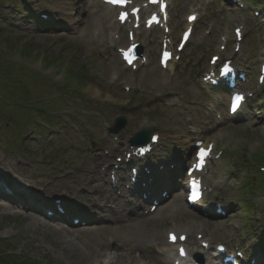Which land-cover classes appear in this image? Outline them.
Returning a JSON list of instances; mask_svg holds the SVG:
<instances>
[{"label": "rangeland", "instance_id": "rangeland-1", "mask_svg": "<svg viewBox=\"0 0 264 264\" xmlns=\"http://www.w3.org/2000/svg\"><path fill=\"white\" fill-rule=\"evenodd\" d=\"M242 1L250 6L249 11L229 13L219 7L217 0H176L171 22L175 39L184 29L187 14L197 12L200 21L182 61L176 65V72L170 74L158 65L162 34L159 30L144 32L140 37L150 58L146 67L133 72L121 63L116 49L111 48L115 15L108 14L97 0H27L26 4L25 0H0V180L18 187L15 185L18 184L15 174H18L22 181L33 184L38 193L47 191L66 197L69 188L55 189L57 180L73 173L78 165L89 166L93 158L100 155H113L109 158L114 164L121 156L116 149L123 142V135L127 141L136 129L160 128L165 134L163 149L168 151L165 159L176 162L174 158L183 161L193 145L189 131L190 125H194L206 132L207 141L215 140L218 149L223 146L228 149L222 160L213 165L212 178L209 176V181L225 180L212 198L223 201L225 207L232 209L230 217L215 225L216 228L225 226L228 232H223L213 243H230L231 240V245L243 243L234 239L240 233H247L244 225L249 218L257 217L251 220L258 230L264 225V209H259L263 196L257 195L264 194V175L259 173L258 166L252 165L264 164V125H255L258 120L218 125L216 112L225 116L226 109L217 102L216 95L203 89L199 79L208 69L210 56L217 53L215 41L221 31L232 41L234 28L245 26L246 38L240 60L242 63L248 58L250 70L262 55L264 0ZM30 8L49 13L52 22L37 26L27 23L26 9ZM254 11H259L261 16L254 17ZM40 27L44 30H38ZM209 28L212 29L210 36L205 34ZM253 75L255 79L256 75ZM126 87L130 92L125 91ZM165 96H172L178 104L166 103L162 99ZM120 114L128 123L116 134L119 138L117 136L115 141L109 129ZM186 118L191 121L186 122ZM46 126L49 132L40 140L31 139L29 135L22 140L27 134L32 137L45 135L47 131L42 127ZM256 145L259 146L257 149ZM256 150L251 163L249 158ZM233 152L238 153V162L233 158ZM256 173L261 176L256 175V181L252 178L253 182L247 185L248 176L254 177ZM75 198L66 200L79 201V212L75 215L82 216L83 211L87 212L86 208L83 211L80 208L86 203L85 194L79 191ZM52 199V196L47 197L45 205ZM250 201L254 208L252 212L257 210L253 215L247 213L252 206ZM178 204L180 209L175 218L170 217L166 207L158 218L157 215H144L148 207L141 211L146 220L140 228L146 240L155 237V231L164 237L167 226L184 223V213L188 212L183 197ZM95 211L100 209L94 208ZM14 212L0 207V238L7 241L0 250L15 252L18 263L21 258H26L30 262L25 261V264L32 261L36 264H87L74 252V247L87 235L88 242L99 248V253L116 249L117 243L109 244V239L115 240L111 238V231L108 233L95 227L85 232H73L74 236L71 232L69 238L76 244H70L46 230L50 223L44 216H38L39 224L33 222V217ZM97 217L99 219L98 215L90 216ZM205 224L209 228L208 223ZM204 235L210 237L211 233ZM104 242L106 244L102 246ZM142 250L146 253L147 263L169 264L146 247ZM132 253L137 259L138 254Z\"/></svg>", "mask_w": 264, "mask_h": 264}, {"label": "bare ground", "instance_id": "bare-ground-1", "mask_svg": "<svg viewBox=\"0 0 264 264\" xmlns=\"http://www.w3.org/2000/svg\"><path fill=\"white\" fill-rule=\"evenodd\" d=\"M124 138L125 136L123 135L122 139L125 140ZM105 163L106 159L102 155L100 158H93L90 167L81 168L78 165L73 173H71L70 175L66 174L64 179L57 180V183H55V187H57V189H60L62 187L69 188L70 193L66 197H72L74 196V194H78L79 191L83 192V194H85V201L87 203H90V205L92 206L90 208V211L94 208L100 209V211L93 212L99 216L100 221H103L105 223H102L98 227V229H104L108 233H110L111 231V238H115V240H113L112 242H115V244L117 243L115 251L99 253V248L88 242L89 235H87L85 237V240L82 239L76 245V247H74V252L77 254V257L87 264H89V262H93L94 264H117L118 262L120 264H150L146 262V254L142 249L146 247L148 250H151L152 248H156V246H164L163 249L159 250V255L164 257L165 260H171L173 258L172 255L174 253L175 247L172 245H168L164 239L165 237L163 238L162 234L159 233V231H155V237L150 236L148 240H146V238L144 237V233L140 228V225L144 219L142 218V215L137 212V209H141L144 203H141L137 195L128 193H125L123 196L124 198H126L125 202V199L117 198L114 195V192L110 190L109 185L106 181V177L107 174L113 169H111V167L109 166L102 170L100 166L101 164ZM156 163L149 166H156ZM162 163L165 162L158 161L157 167L159 168ZM4 165L5 167H7L6 164ZM181 171V176L184 177L183 168ZM116 174L121 178L122 185L126 178L124 172L119 171V173L117 172ZM160 174L161 173H159V175ZM110 176L111 174L109 173V181ZM29 185L30 187H32V195L34 196L36 188L31 183ZM37 198H39L40 201L43 200L41 196H37ZM76 203L78 202L71 201L69 203H66V206L75 205ZM132 205L135 207L131 208ZM177 208L178 205H176L175 203L171 205V214H173L172 216L176 215V212L179 210V208ZM34 209L40 210V208ZM161 212L162 209L158 211V213ZM13 214L16 213L14 212ZM33 222L40 224L41 221L35 218ZM201 224V222H198L197 220L191 218V222L185 224L184 226L175 225V229L177 231L176 233L188 234L190 236H193V230L196 231L197 228H204V230L208 232V228H206L204 224ZM43 225L46 226V224ZM46 230H49L58 238L63 239L62 242L76 244L75 241L69 238V236H72V234L64 230L63 228L47 225ZM124 230V233H120V231ZM220 231H222V229H217L214 233L217 235ZM172 232L175 231L170 230L168 233ZM223 232H225V230ZM74 235L75 234L73 233V236ZM212 238L213 237L211 235V241H213ZM210 240H207L205 242H210ZM191 244H195V242H192ZM118 251H121L122 253H119ZM133 251L138 254L137 259L132 257ZM95 252H97V254L96 256H93ZM199 253L206 254L203 250ZM189 254L192 258L196 254V251L189 250ZM205 261L207 264H210V261L208 259H206ZM261 261V257L257 259V262L259 264H262Z\"/></svg>", "mask_w": 264, "mask_h": 264}, {"label": "snow or ice", "instance_id": "snow-or-ice-1", "mask_svg": "<svg viewBox=\"0 0 264 264\" xmlns=\"http://www.w3.org/2000/svg\"><path fill=\"white\" fill-rule=\"evenodd\" d=\"M238 31H239V30H238ZM242 100H243V97H242V96H237V97L235 98V105L238 107V106L240 105V103L242 102ZM233 110H235V109L233 108ZM199 155H200V157L202 158V157L204 156V152L201 151V152L199 153ZM200 166H201V165L198 164L196 167H200ZM172 239L175 240V239H176L175 236H172ZM181 239H183V237H181ZM180 252H181V255L184 254V250H183V249H181Z\"/></svg>", "mask_w": 264, "mask_h": 264}, {"label": "trees", "instance_id": "trees-1", "mask_svg": "<svg viewBox=\"0 0 264 264\" xmlns=\"http://www.w3.org/2000/svg\"><path fill=\"white\" fill-rule=\"evenodd\" d=\"M0 264H20L16 262L15 260L9 259V261L5 260V257L0 256Z\"/></svg>", "mask_w": 264, "mask_h": 264}]
</instances>
